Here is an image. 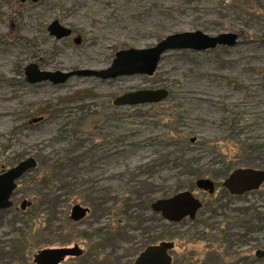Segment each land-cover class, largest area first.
I'll use <instances>...</instances> for the list:
<instances>
[{
	"label": "rangeland",
	"instance_id": "rangeland-1",
	"mask_svg": "<svg viewBox=\"0 0 264 264\" xmlns=\"http://www.w3.org/2000/svg\"><path fill=\"white\" fill-rule=\"evenodd\" d=\"M19 1L0 0V174L30 158L37 166L0 211V264H34L37 251L64 247L65 233L85 253L63 264H133L161 242L174 243L173 264H264V184L242 196L223 188L235 170L264 171V0ZM54 21L80 43L51 38ZM196 31L239 39L169 51L150 77L26 81L32 64L101 71L121 50ZM162 89L159 104L113 105ZM43 176L57 188L31 184ZM199 179L215 192L199 190ZM185 191L202 204L194 219L169 223L144 205ZM23 200L38 209L17 210ZM77 204L89 209L81 222L70 219Z\"/></svg>",
	"mask_w": 264,
	"mask_h": 264
},
{
	"label": "water",
	"instance_id": "water-1",
	"mask_svg": "<svg viewBox=\"0 0 264 264\" xmlns=\"http://www.w3.org/2000/svg\"><path fill=\"white\" fill-rule=\"evenodd\" d=\"M26 2L27 0H21ZM37 3L38 0H31ZM52 37L57 40L69 37L72 31L54 21L48 27ZM239 36L237 34H222L210 37L200 31L170 35L149 49H127L116 53L112 64L104 70H74L70 72H46L41 71L34 64L25 69L26 81L29 84L51 82L60 85L74 77L96 78L99 80H111L124 76H153L162 59L169 51L191 50L206 51L218 46L233 47ZM80 43L79 39L75 40ZM167 90H143L124 94L116 98L113 105L136 106L145 104H159L167 99ZM37 166L36 160L30 158L18 163L15 167L0 174V211L8 210L13 206L12 197L17 188V182ZM264 184V171L252 169H238L232 172L223 184V188L233 196H242L246 193L258 190ZM199 190L213 194L215 183L210 179H199L195 183ZM32 205L23 200L18 210L26 211ZM199 198L190 192H179L169 198L159 199L151 204V210L160 214L169 223H179L184 219H194L201 209ZM88 209L75 206L72 209L71 220L78 221L86 216ZM175 245L173 242H161L157 245L148 246L133 264H172L171 252ZM79 249H50L42 250L36 257L38 264H60L66 255L77 254ZM256 256L264 259V251H257Z\"/></svg>",
	"mask_w": 264,
	"mask_h": 264
},
{
	"label": "trees",
	"instance_id": "trees-1",
	"mask_svg": "<svg viewBox=\"0 0 264 264\" xmlns=\"http://www.w3.org/2000/svg\"><path fill=\"white\" fill-rule=\"evenodd\" d=\"M56 169H58V167H56ZM47 173H49V172H47ZM50 173H52L53 175H54V172H50ZM53 177H51V179H52ZM51 183L52 182H50V178L48 177V176H43V179L41 180V181H37L36 179H33L32 181H31V184H33V185H35V186H37L38 184H42L43 186H44V188H51V189H56L57 187H56V185L55 186H53V185H51ZM49 195L48 194H45V195H43V198L42 199H47V197H48ZM88 199H92V198H88ZM129 201L130 200H126L122 205H123V211L126 213V212H128L129 210H128V208H129V206L127 205L128 203H129ZM152 202H153V200H151L150 198H149V200H147L145 203H144V205H145V207H149L150 208V206H151V204H152ZM127 203V204H126ZM38 206H36L35 204H32L31 206H30V210H36V209H38L37 208ZM17 208V207H16ZM131 208V207H130ZM117 212H119V211H117ZM33 215H35V214H33ZM37 217V216H36ZM99 235V234H98ZM97 235V236H98ZM96 236V238H98ZM61 238H63V239H61V241L60 242H62V246H64V245H69V244H71L72 242H70L71 241V236L69 235V233H65V235L63 236V237H61ZM81 258H79V259H74V262H78L79 260H80ZM186 259V258H185ZM188 263H189V261H187ZM75 264H77V263H75Z\"/></svg>",
	"mask_w": 264,
	"mask_h": 264
},
{
	"label": "flooded vegetation",
	"instance_id": "flooded-vegetation-1",
	"mask_svg": "<svg viewBox=\"0 0 264 264\" xmlns=\"http://www.w3.org/2000/svg\"><path fill=\"white\" fill-rule=\"evenodd\" d=\"M21 4H25V3H27V2H32L31 0H27L26 2H22L21 0L19 1ZM38 2H40V0L38 1ZM49 27V26H48ZM48 27H47V31H48ZM72 30V34H71V36L69 37V38H72V40H74V42H75V40L76 39H79V38H77V34H76V32H74L73 31V29H71ZM48 33H49V31H48ZM49 35H50V33H49ZM50 37L51 38H53L51 35H50ZM75 206H80L81 208H83V209H88L87 207H83L82 205H80V204H77V205H75ZM75 206H73V208L75 207ZM17 210H18V208H16ZM89 210V209H88ZM87 214H89V211L86 213V215ZM87 216H85L84 218H82V219H80V220H78V221H75V222H81V221H83L85 218H86ZM71 219V218H70ZM73 221V220H72ZM74 222V221H73ZM70 245V244H69ZM147 248V247H146ZM53 249H73V250H75V249H79L81 252L80 253H77V254H71V255H66L65 257H64V259L62 260V262L60 263V264H63V263H65L68 259H79V258H82L83 257V254L85 253L84 252V249L83 248H81V247H79V245L78 244H74L73 246H68V245H64V247H60V248H53ZM39 252L40 251H37L36 253H35V255L33 256V262H34V264H38L37 262H36V257L39 255ZM141 254V253H140ZM139 254V255H140ZM138 255V256H139ZM138 256H137V258H138ZM172 256V255H171ZM136 258V259H137ZM172 259H173V256H172ZM260 260H264V259H260ZM135 262V261H134ZM174 263V260L172 261V264Z\"/></svg>",
	"mask_w": 264,
	"mask_h": 264
},
{
	"label": "bare ground",
	"instance_id": "bare-ground-1",
	"mask_svg": "<svg viewBox=\"0 0 264 264\" xmlns=\"http://www.w3.org/2000/svg\"><path fill=\"white\" fill-rule=\"evenodd\" d=\"M1 97V96H0ZM2 99L3 98H5V96H2L1 97ZM6 107V106H5ZM8 109V107H6V108H1V111H0V117L2 118V117H5V115H7V113H6V110Z\"/></svg>",
	"mask_w": 264,
	"mask_h": 264
}]
</instances>
